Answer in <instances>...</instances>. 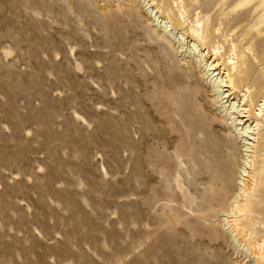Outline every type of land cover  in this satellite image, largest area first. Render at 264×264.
<instances>
[{
	"label": "rangeland",
	"instance_id": "rangeland-1",
	"mask_svg": "<svg viewBox=\"0 0 264 264\" xmlns=\"http://www.w3.org/2000/svg\"><path fill=\"white\" fill-rule=\"evenodd\" d=\"M263 16L0 0V264H264Z\"/></svg>",
	"mask_w": 264,
	"mask_h": 264
},
{
	"label": "bare ground",
	"instance_id": "bare-ground-1",
	"mask_svg": "<svg viewBox=\"0 0 264 264\" xmlns=\"http://www.w3.org/2000/svg\"><path fill=\"white\" fill-rule=\"evenodd\" d=\"M248 1H249V0H248ZM227 2H228V0H227ZM211 6H212V5H211ZM247 10H248V9H247ZM263 17H264V16H263ZM163 32H164V31H163ZM194 32H195V34H196V33H198V30L195 29ZM216 54H217V53H216ZM229 79H230V78H229ZM240 81H242V79H241ZM218 84H219V83H218ZM220 84H221V83H220ZM220 84H219V85H220ZM214 86H215V85H214ZM221 87H222V86H221ZM217 89H218V88H217ZM220 97H222V96H220ZM226 97H227V96H226ZM228 98H230V97L228 96L227 99H228ZM221 100H222V99H221ZM228 107H230L231 111H232L233 108H235V107H234V104H229ZM234 111H236V110H234ZM234 111H233V112H234ZM230 114H232V113H230ZM241 118H243V117H241ZM231 120H232V119H231ZM234 123H237V126H241V127H242V126L244 125L245 122H244V123H241V121L238 122V121H237V118H236L235 121H234ZM239 124H240V125H239ZM241 130H242L243 135H246V134H247V131H248L249 129H248V128H245L244 131H243V129H241ZM244 145H246V144H244ZM242 209H243V208H242Z\"/></svg>",
	"mask_w": 264,
	"mask_h": 264
}]
</instances>
